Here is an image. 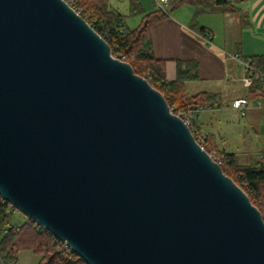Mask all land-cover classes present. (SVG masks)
Masks as SVG:
<instances>
[{
  "label": "water",
  "instance_id": "1",
  "mask_svg": "<svg viewBox=\"0 0 264 264\" xmlns=\"http://www.w3.org/2000/svg\"><path fill=\"white\" fill-rule=\"evenodd\" d=\"M0 196L87 264H264L261 210L65 0H0Z\"/></svg>",
  "mask_w": 264,
  "mask_h": 264
},
{
  "label": "trees",
  "instance_id": "2",
  "mask_svg": "<svg viewBox=\"0 0 264 264\" xmlns=\"http://www.w3.org/2000/svg\"><path fill=\"white\" fill-rule=\"evenodd\" d=\"M67 1L111 46L113 55L129 62L135 72L161 91L172 111L177 114L179 109L188 106L215 108L219 104L218 95L201 93L195 96H184L180 91L186 81L198 78L197 62H187L184 68L178 66V78L168 82L165 74V61L155 56L152 27L167 18L175 9L182 5H190L195 9L192 28L205 34L207 31L198 23L202 14L236 12L231 0H171L165 10H156L145 14L139 0H130V16L144 15L141 24L136 28L127 25V16L114 9L109 0H65ZM238 1V0H234ZM249 59L253 67L264 73V56H253ZM248 99L264 98V86L256 80L251 87ZM197 141L212 154L218 144L209 136L202 137L199 129L191 130ZM218 158H214L224 173L231 177L248 194L251 202L256 205L264 217V157L253 158L243 164L234 153L224 148L217 149ZM12 207L0 196V262L17 264L19 254L23 250H31L41 257L39 264H87L72 252L66 243L53 234L38 226L33 220L21 225L11 222L12 215L7 210Z\"/></svg>",
  "mask_w": 264,
  "mask_h": 264
},
{
  "label": "crops",
  "instance_id": "3",
  "mask_svg": "<svg viewBox=\"0 0 264 264\" xmlns=\"http://www.w3.org/2000/svg\"><path fill=\"white\" fill-rule=\"evenodd\" d=\"M127 1L126 13H122L120 8L114 9L127 16L130 0ZM139 1L145 14L156 11L154 0ZM231 1L234 2L236 12L202 14L198 17L199 25L207 31L206 35L192 28L195 9L187 4L175 9L167 18L155 24L151 29V35L155 56L165 61L168 82L177 80L179 65L184 68L187 62H197L198 78L186 81L181 85L180 91L187 97L204 92L218 95L219 104L215 108L204 107L198 112L200 115L196 120V127L200 133L215 139L214 141L221 143L226 151L237 156V153L228 150L222 134L217 138L211 133L216 124L212 115L221 113L224 109H231L232 103L237 99L248 98L247 95L256 81L254 80L252 84L247 82L246 73L233 56L235 54H240L244 58L264 56V0ZM143 16L132 18L134 23L138 24L136 27L141 24ZM225 102L227 108L224 107ZM203 114L207 119L200 124ZM238 114L247 117L245 128L254 132L257 141L263 143L264 98L250 99L247 114L245 116L239 112ZM250 160L251 154L241 163L246 164ZM40 261L41 257L31 250H23L19 254L17 264H39Z\"/></svg>",
  "mask_w": 264,
  "mask_h": 264
},
{
  "label": "rangeland",
  "instance_id": "4",
  "mask_svg": "<svg viewBox=\"0 0 264 264\" xmlns=\"http://www.w3.org/2000/svg\"><path fill=\"white\" fill-rule=\"evenodd\" d=\"M110 5L113 8H120L122 13H126L128 10V1L127 0H109ZM127 23L130 28H135L136 25L132 18H140L139 16H130V13L127 12ZM132 19V20H131ZM233 104V103H232ZM224 107L227 108V103H224ZM200 114L198 113V116ZM207 117V115H205ZM212 118L215 121L214 131L211 133L215 134V137H219L222 134L225 137V141L227 142L228 150L237 153L238 160L240 162L248 159L249 154H251V159L260 158L261 155H264V142L257 141L254 132L249 131L245 128L247 123V117H241L237 111L233 109H224L221 113H215L212 115ZM204 118V114L202 115L201 123ZM200 135L204 137L205 135L201 132ZM213 139V138H212ZM215 140V139H214ZM220 143V142H219ZM216 144H218L216 142ZM223 148V146L218 144L215 151L212 155L215 158H218L217 149ZM249 150V152H247ZM246 152V157H245ZM263 153V154H262ZM219 160V158H218ZM28 220V217L25 216L22 212L16 210L13 212L11 217V222L15 225L24 224Z\"/></svg>",
  "mask_w": 264,
  "mask_h": 264
},
{
  "label": "built area",
  "instance_id": "5",
  "mask_svg": "<svg viewBox=\"0 0 264 264\" xmlns=\"http://www.w3.org/2000/svg\"><path fill=\"white\" fill-rule=\"evenodd\" d=\"M171 0H154L156 10H165L167 5L170 3ZM233 58L238 62L239 66L244 70V72L247 75V82L253 83L254 80H260L263 83L264 86V73L259 72L256 70L253 65L251 64V61L249 59H245L240 54H235ZM249 103L250 100L248 98H240L233 102L232 106L234 109H236L242 116H245L249 109ZM202 107H194V106H188L186 109H179L178 115L181 117L186 125L190 127L191 130L196 129V120L198 119V112L202 110ZM212 155V154H211ZM213 156V155H212ZM213 158H215L213 156ZM220 163V161L218 162ZM13 207V206H12ZM13 210L12 208H9L7 210V215H12ZM66 247H68L66 245ZM0 264H3L0 262Z\"/></svg>",
  "mask_w": 264,
  "mask_h": 264
}]
</instances>
